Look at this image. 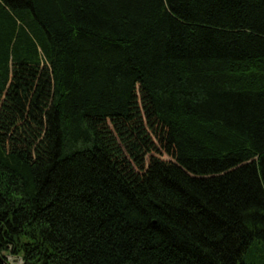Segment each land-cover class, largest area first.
<instances>
[{"label": "trees", "instance_id": "trees-1", "mask_svg": "<svg viewBox=\"0 0 264 264\" xmlns=\"http://www.w3.org/2000/svg\"><path fill=\"white\" fill-rule=\"evenodd\" d=\"M259 244L264 0H0L3 260L264 264Z\"/></svg>", "mask_w": 264, "mask_h": 264}, {"label": "rangeland", "instance_id": "rangeland-1", "mask_svg": "<svg viewBox=\"0 0 264 264\" xmlns=\"http://www.w3.org/2000/svg\"><path fill=\"white\" fill-rule=\"evenodd\" d=\"M257 247H258L257 253L255 254V257L254 258H255L256 263H260L259 261L261 259H264V245L259 244ZM10 261H11L12 264H21L20 261L15 262L13 260V258H11V257H10Z\"/></svg>", "mask_w": 264, "mask_h": 264}, {"label": "water", "instance_id": "water-1", "mask_svg": "<svg viewBox=\"0 0 264 264\" xmlns=\"http://www.w3.org/2000/svg\"><path fill=\"white\" fill-rule=\"evenodd\" d=\"M0 259L4 262V264H10L8 261L3 260L1 257ZM15 262H18L17 260H14Z\"/></svg>", "mask_w": 264, "mask_h": 264}]
</instances>
